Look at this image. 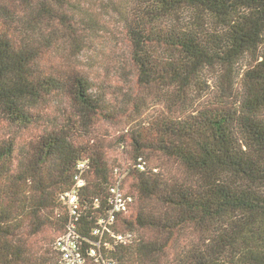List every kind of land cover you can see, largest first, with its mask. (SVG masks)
<instances>
[{"label": "trees", "instance_id": "obj_1", "mask_svg": "<svg viewBox=\"0 0 264 264\" xmlns=\"http://www.w3.org/2000/svg\"><path fill=\"white\" fill-rule=\"evenodd\" d=\"M70 231L84 264H264V0H0V264Z\"/></svg>", "mask_w": 264, "mask_h": 264}, {"label": "built area", "instance_id": "obj_2", "mask_svg": "<svg viewBox=\"0 0 264 264\" xmlns=\"http://www.w3.org/2000/svg\"><path fill=\"white\" fill-rule=\"evenodd\" d=\"M83 166V165H81ZM83 185L82 181H79L77 184V188ZM116 194L115 197V205L114 212H118L123 207V201L121 196L114 191ZM69 205L74 209L77 204V189L73 188L70 192L66 195ZM118 242L127 243L131 240V235H117L116 236ZM58 246L60 247L63 253V262L64 264H84V258L81 254L77 236L70 231L67 235L60 239L58 242Z\"/></svg>", "mask_w": 264, "mask_h": 264}, {"label": "rangeland", "instance_id": "obj_3", "mask_svg": "<svg viewBox=\"0 0 264 264\" xmlns=\"http://www.w3.org/2000/svg\"><path fill=\"white\" fill-rule=\"evenodd\" d=\"M117 37V35L115 34L114 39ZM117 42V40H115ZM115 50V49H114ZM113 50V51H114ZM120 50V47H117V51ZM114 53V52H113ZM98 57V58H96ZM113 56L107 58V61L110 63V59ZM82 64L86 65V68L89 69V71L91 72H95V73H101L102 70V66L106 64V61L102 60V58L100 56H95V54H86L84 57H82ZM251 59L249 58H245L242 61V64L240 65L242 69L248 67V65L250 64ZM111 65V64H110ZM210 78H211V82H212V86L214 85V82L217 81V78L215 77V75H213L212 73L209 74ZM209 77V76H208ZM209 82V84L211 83ZM212 96L211 95H206L204 97L205 101H207L208 99H211ZM203 99V100H204ZM158 107V106H157ZM157 107L152 108L149 112L147 117H151L152 114L154 113V109H157ZM97 131L99 133V135L104 138L107 142H111L113 144V142H115L116 140V136L118 137L119 134L121 133V129L122 126L118 125V126H112V125H108L105 123H98L97 125Z\"/></svg>", "mask_w": 264, "mask_h": 264}]
</instances>
